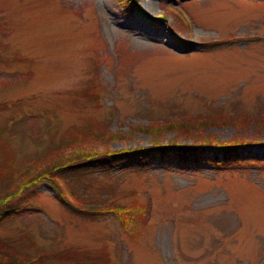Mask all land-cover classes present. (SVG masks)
Wrapping results in <instances>:
<instances>
[{
	"label": "rangeland",
	"instance_id": "374dc122",
	"mask_svg": "<svg viewBox=\"0 0 264 264\" xmlns=\"http://www.w3.org/2000/svg\"><path fill=\"white\" fill-rule=\"evenodd\" d=\"M133 1L0 0V189L20 162L90 124L203 113L218 117L206 131L220 138L264 140V0ZM242 113L258 125L239 130L230 118ZM135 143L149 134L110 148ZM155 153L69 175L90 198L137 203L125 217L99 203L72 211L41 177L0 202L14 211L0 238L41 252V264H264V142L221 165L211 152Z\"/></svg>",
	"mask_w": 264,
	"mask_h": 264
},
{
	"label": "trees",
	"instance_id": "16d2710c",
	"mask_svg": "<svg viewBox=\"0 0 264 264\" xmlns=\"http://www.w3.org/2000/svg\"><path fill=\"white\" fill-rule=\"evenodd\" d=\"M121 3L126 10L136 9L133 0H121ZM209 116L203 113L186 114L181 112L174 118L152 119L148 123H137L124 130H112L106 122H102L97 130H95L97 126H92V124L77 130L72 128L66 132L65 139L59 143L54 142L53 147L47 153L39 157H30V159H33L32 163H27L30 160L27 158V161L20 162V167L14 168L5 174L8 179V186L0 189V193L3 194L0 197V202L5 205L6 200L18 189L27 187L41 177H50L52 184L57 189V194L61 196L70 210L88 215L89 212H97L94 208L99 203V206L96 207L105 210H108V208L114 210L115 206L118 207L119 213L125 217L123 213H128L137 203L123 205L115 203L117 200L113 199L98 201V199L90 198L87 194H82L81 189L75 186L69 177L70 173L81 168L90 170L100 165L107 166L109 164V166H114V164H117L115 162L122 160L120 162L122 163L127 158L132 160L133 163L144 164L138 158L144 159L147 155H155V152L169 154L174 158L185 161L192 160V158L197 159L200 156L203 157L211 152L215 164L221 165L228 159L238 158V160H242L243 149L248 150V146L264 142L259 138H252V140L239 134H234L225 139L220 138L216 132L206 131L210 126V121L215 123L214 119H218L216 116L215 118ZM252 116V114L246 113L234 115L233 118H230V122L241 130L247 126L249 120L257 121L258 118L252 119ZM225 120H227V117ZM171 130L174 131L173 135H167V132ZM138 131L149 134L150 144L148 146L135 143V146L131 145L118 150L110 148L112 140L130 138ZM208 151L210 152L208 153ZM220 153L223 155L222 158H218ZM262 157L264 158V156ZM246 159L256 158L248 156ZM59 175L64 178L66 189L58 181L57 176ZM9 180H11L10 183ZM6 211V209L3 210V206L0 204V221L13 216L14 211H8L7 214ZM40 253L29 256L24 253L21 254L16 248L0 238V264H41L40 256H43V254ZM23 255L24 257H22Z\"/></svg>",
	"mask_w": 264,
	"mask_h": 264
}]
</instances>
